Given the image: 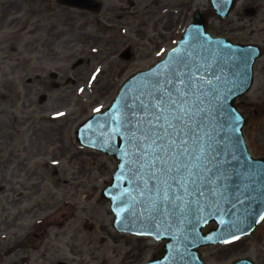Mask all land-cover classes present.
I'll list each match as a JSON object with an SVG mask.
<instances>
[{
  "label": "rangeland",
  "instance_id": "374dc122",
  "mask_svg": "<svg viewBox=\"0 0 264 264\" xmlns=\"http://www.w3.org/2000/svg\"><path fill=\"white\" fill-rule=\"evenodd\" d=\"M101 1L91 14L55 0H0V264H145L162 245L114 231L100 194L115 161L77 145L75 131L162 59L209 0ZM250 2L224 22L210 14L211 32L260 42L250 35ZM254 2L260 22L264 0ZM260 67L244 113L264 99L255 97ZM201 252L206 264L242 256L264 264V235Z\"/></svg>",
  "mask_w": 264,
  "mask_h": 264
},
{
  "label": "water",
  "instance_id": "95a60500",
  "mask_svg": "<svg viewBox=\"0 0 264 264\" xmlns=\"http://www.w3.org/2000/svg\"><path fill=\"white\" fill-rule=\"evenodd\" d=\"M57 2L80 10H101L96 0ZM235 2L211 0V5L221 19H226ZM207 27V15L195 12L176 47L152 68L126 80L111 107L95 114L77 131L78 144L117 160L112 182L102 192V197L111 203L113 227L122 233L167 240L155 253L158 258L147 264H203L197 247L247 235L264 215V163L251 158L242 134L244 120L235 106L236 99L242 98L251 86L253 65L261 50L213 37ZM176 71L184 73V90L189 93L185 99L194 112L190 118L185 117L188 126L184 138L188 144L180 145L176 151L187 148L188 153L181 159L199 166L193 169L196 182H189L187 190L173 180L168 181V187L163 183L167 177L160 174L151 178L150 169L138 172L134 163L137 157L132 154L135 145L130 141L132 129L125 126L126 119L137 122L132 111L142 115L139 101L135 109L125 105L150 91L157 81L175 79ZM141 99L147 97L141 95ZM198 155L200 159L195 160ZM171 175L190 180L185 170ZM164 188L168 189L167 201L162 199ZM177 196L180 199H175ZM153 200L155 208L150 207ZM211 222L218 229L202 233V228ZM235 264L252 263L241 260Z\"/></svg>",
  "mask_w": 264,
  "mask_h": 264
},
{
  "label": "snow or ice",
  "instance_id": "6c2138e0",
  "mask_svg": "<svg viewBox=\"0 0 264 264\" xmlns=\"http://www.w3.org/2000/svg\"><path fill=\"white\" fill-rule=\"evenodd\" d=\"M167 67V66H165ZM184 73L182 71L175 72V79L169 77L162 81H157L151 86V90L147 93H142L147 99H141V95L135 97L131 104H126V108L135 109L136 101H139V107L142 110V115L136 111L131 112V116L137 121L125 120V126L130 127V141L135 145V151L132 153L137 157L134 162L138 166V172L143 173L145 169H150L148 175L155 179L158 174L163 179L164 184H168L169 180L181 184L187 190L189 182L195 183V173L193 169H198L199 166L194 163H189L182 160L188 153V149L184 148L177 152L180 145H187L188 140L184 138L186 124L185 117L190 118L194 112L189 106L190 102L185 99L189 93L184 90L187 88ZM127 114H125L126 116ZM238 120L239 117H236ZM119 131L120 118H117ZM195 160H199L200 156H196ZM158 165L160 167H158ZM185 170L188 173L189 179H179L177 176H172V173H181ZM134 178L136 174L134 173ZM147 188L148 181H144ZM168 187H171L168 184ZM164 195L162 199H169L168 189H163ZM144 193L141 192V195ZM203 195V193H200ZM180 199V197H175ZM150 207H156V201H152Z\"/></svg>",
  "mask_w": 264,
  "mask_h": 264
},
{
  "label": "flooded vegetation",
  "instance_id": "af4514ba",
  "mask_svg": "<svg viewBox=\"0 0 264 264\" xmlns=\"http://www.w3.org/2000/svg\"><path fill=\"white\" fill-rule=\"evenodd\" d=\"M256 3L254 0H251L249 8L250 10H255ZM264 4V2H263ZM264 9V5L262 6ZM254 15L250 16V24H251V33L252 36L254 33L261 34V44L263 48V56L260 59L261 62L259 65L260 67V74H261V81L264 85V14L261 22H256ZM254 22V23H253ZM253 23V24H252ZM261 26L260 30L257 32L255 26ZM260 93H263L264 95V88L262 90L256 89V98L260 97ZM261 106L263 109L261 111H258L257 109L252 110L251 114L247 115V125L245 128V135L247 139V143L249 146V149L254 157L263 158L264 159V99L261 101ZM242 108V105H241ZM264 225V223L262 224ZM260 226L259 230L257 232L264 235V228L263 226Z\"/></svg>",
  "mask_w": 264,
  "mask_h": 264
}]
</instances>
